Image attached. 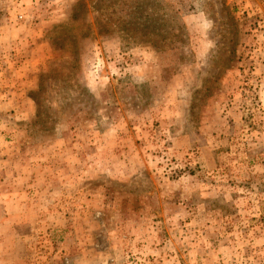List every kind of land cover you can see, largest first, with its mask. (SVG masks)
<instances>
[{"label":"rangeland","instance_id":"374dc122","mask_svg":"<svg viewBox=\"0 0 264 264\" xmlns=\"http://www.w3.org/2000/svg\"><path fill=\"white\" fill-rule=\"evenodd\" d=\"M32 159L70 173L26 208ZM231 258L264 264V0H0V264Z\"/></svg>","mask_w":264,"mask_h":264},{"label":"crops","instance_id":"0c3cea01","mask_svg":"<svg viewBox=\"0 0 264 264\" xmlns=\"http://www.w3.org/2000/svg\"><path fill=\"white\" fill-rule=\"evenodd\" d=\"M34 72H35V70L33 68L31 70H26V74H29L32 78H33ZM29 75H26V76L28 77ZM32 78L30 79L29 83L26 80V90H25L24 86H22V88L19 89L20 91L23 92V95H25V93H26V106H27L26 111H30V112H28V114L32 113L31 104L33 103V101L29 98V92L32 91L36 87V85L34 84V80ZM16 90H18V89L16 88ZM28 114H26V115H28ZM54 150H57L60 153L64 149L61 145L53 146L52 149H48V151H52V152ZM45 153L47 155H50L49 152H45ZM43 161H44V159H43ZM45 165L46 164H43V166L45 168L44 169L40 166V162H34V159H32L30 162H26V173L28 172V174H30L28 177H26V208H27V203H30V205H31L34 197H36L38 195L40 196V195H43V194H46L49 192V190H50L49 187H51V183H52L50 178H49V180L47 178H46V180H42L44 177H46V172H49L50 174L54 175V177H56V179H59L61 172L70 173L69 169L64 168L63 170H60L59 167L56 168V166H55L56 171H54L53 168H50L48 165H46L47 167H45ZM64 165H66V167L67 166L69 167V165L66 163ZM47 177H49V176H47ZM35 211H36V209H33V207H31V210L30 209L27 210L26 216H28V218L34 217L36 215ZM48 211H52L53 215L58 213V211L54 212L53 210H49V209H48ZM233 250L234 249H233L231 244L228 247H226V244H225L223 249L221 250V253H223V254H225L224 252L231 253ZM216 258L218 259L219 256H217ZM222 260L225 261L226 258L222 257ZM232 261H233V258H231V260L229 262L227 261L226 263L232 264Z\"/></svg>","mask_w":264,"mask_h":264},{"label":"trees","instance_id":"16d2710c","mask_svg":"<svg viewBox=\"0 0 264 264\" xmlns=\"http://www.w3.org/2000/svg\"><path fill=\"white\" fill-rule=\"evenodd\" d=\"M249 231H250V229H246V230H244V232L247 234V233H249ZM242 232H243V230H242Z\"/></svg>","mask_w":264,"mask_h":264}]
</instances>
